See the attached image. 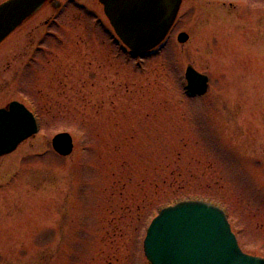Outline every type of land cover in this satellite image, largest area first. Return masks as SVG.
I'll return each mask as SVG.
<instances>
[{
	"label": "rangeland",
	"instance_id": "374dc122",
	"mask_svg": "<svg viewBox=\"0 0 264 264\" xmlns=\"http://www.w3.org/2000/svg\"><path fill=\"white\" fill-rule=\"evenodd\" d=\"M78 3L44 5L0 48L3 63L14 51L0 106L30 105L40 122L0 158V264H148L151 221L196 200L264 258V0H182L136 60L96 25L92 12L111 28L102 6ZM188 66L209 78L205 95L187 94ZM60 133L74 141L65 158Z\"/></svg>",
	"mask_w": 264,
	"mask_h": 264
},
{
	"label": "water",
	"instance_id": "95a60500",
	"mask_svg": "<svg viewBox=\"0 0 264 264\" xmlns=\"http://www.w3.org/2000/svg\"><path fill=\"white\" fill-rule=\"evenodd\" d=\"M46 0H9L0 6V42ZM182 0H110L105 13L123 43L143 56L166 38L177 17ZM182 33L178 42L184 44ZM188 90L201 96L208 78L192 67L186 69ZM33 115L14 102L0 110V157L14 152L37 134ZM53 150L61 157L72 154L74 144L68 133L56 135ZM144 253L149 264H264V259L244 254L231 231L225 213L203 201H184L160 211L147 230Z\"/></svg>",
	"mask_w": 264,
	"mask_h": 264
},
{
	"label": "flooded vegetation",
	"instance_id": "af4514ba",
	"mask_svg": "<svg viewBox=\"0 0 264 264\" xmlns=\"http://www.w3.org/2000/svg\"><path fill=\"white\" fill-rule=\"evenodd\" d=\"M8 0H0V5L3 4L4 2H6ZM64 2L66 1L68 4H73L75 5L76 9L77 10H80V7L79 5H81V3H78L80 2V0H63ZM95 2H97V4H99L100 6H102L103 8V14H104V17L107 19V16H106V13H105V3L106 2H109L110 0H94ZM60 4V0H47L46 3L44 5H54V4ZM64 6V5H63ZM61 6V7H63ZM42 9V8H41ZM40 9V10H41ZM39 10V11H40ZM38 11V12H39ZM37 12V13H38ZM37 13H35L32 17H30L29 19H27L26 21H24L17 29H19L24 23L28 22L29 20H31ZM92 16H93V19L94 21L96 22V25L98 24L99 25V28L101 29V31L103 32V34L108 38V41H110V43L112 45H114L117 49L119 50H122L123 53H126L127 50L124 49V45L122 46V44L119 42L117 45L115 44L114 42V37H113V33H114V29L113 28H109V27H106V26H103L102 22H100V19L98 18L99 15L97 13H94L92 12ZM108 20V19H107ZM52 25L53 27H58L59 26V23L58 21L55 19V18H51L49 21H46L45 22V26L47 27L48 25ZM110 25V24H109ZM111 27V26H110ZM16 29V30H17ZM15 30V31H16ZM55 32L53 31H47L46 33V37L49 38V39H55L57 41V37L56 35L54 34ZM14 34V31L0 44V48L1 46ZM113 34V35H112ZM13 46V50H14V45ZM122 48V49H121ZM11 50V49H10ZM121 51V52H122ZM14 53V51H13ZM12 53V54H13ZM11 54V57L10 59L11 60H4L6 61L5 63H3V61H0V92L2 90H4V87H6V84H8L9 80L6 81V77L7 75H12L13 77V81H14V54L12 56ZM9 55V52L7 54H5L3 57H7ZM11 77V78H12ZM12 81V82H13ZM11 104H14V99H11L9 101H7L4 105L0 106V110L2 109H8L9 106ZM23 104V103H21ZM25 105V104H24ZM26 107L30 108L29 106L25 105ZM31 109V108H30ZM32 110V109H31ZM13 154V153H12ZM3 158V157H1Z\"/></svg>",
	"mask_w": 264,
	"mask_h": 264
},
{
	"label": "bare ground",
	"instance_id": "6f19581e",
	"mask_svg": "<svg viewBox=\"0 0 264 264\" xmlns=\"http://www.w3.org/2000/svg\"><path fill=\"white\" fill-rule=\"evenodd\" d=\"M32 15H33V14H32ZM7 37H8V36H7ZM7 37H5V38L0 42V44H1V43H2ZM19 147H20V146H19ZM19 147H18V148H19ZM18 148H17V149H18ZM17 149H16V150H17Z\"/></svg>",
	"mask_w": 264,
	"mask_h": 264
}]
</instances>
